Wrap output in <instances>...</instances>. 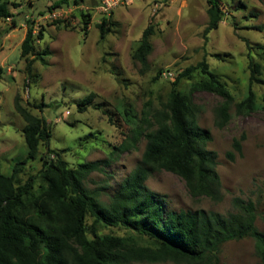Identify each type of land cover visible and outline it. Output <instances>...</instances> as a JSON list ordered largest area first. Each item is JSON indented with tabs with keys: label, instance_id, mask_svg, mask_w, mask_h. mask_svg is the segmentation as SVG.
I'll return each mask as SVG.
<instances>
[{
	"label": "rangeland",
	"instance_id": "rangeland-1",
	"mask_svg": "<svg viewBox=\"0 0 264 264\" xmlns=\"http://www.w3.org/2000/svg\"><path fill=\"white\" fill-rule=\"evenodd\" d=\"M208 1L0 0L13 15L0 18V67L5 69L0 80V171L9 174L26 153L25 122L15 110L16 96L32 113L47 120L51 148L61 151L70 167L116 154L103 172L91 174L86 182L106 204L139 164L146 144L142 138L130 145L133 126L119 114L122 106H131L139 119L147 112L153 122L157 111H165L178 76L204 59L227 84L235 103L240 102L248 91L252 63L260 66L259 78L264 80V0H222L223 19L206 37ZM87 15L90 21L85 31ZM104 18L114 26L101 40L98 25ZM149 25L155 26V35L150 67L144 71L133 55ZM31 28L36 38L44 30V39L34 42L37 51H51L47 64L34 62L33 76L28 74L27 60L34 57L21 56V45ZM205 79L206 75L197 72L183 78L177 89L188 91L193 82ZM252 87L260 110L237 116L233 105L232 120L223 129L217 127L215 113L223 99L208 92L194 94L201 108L198 125L210 133L207 148L217 155L222 199L193 198L180 177L156 172L146 186L165 197L167 210L225 215L234 210L235 198L252 200L258 206L257 229L264 233V85L254 83ZM90 94H94L93 101L80 112L79 103ZM41 104L49 107L41 110ZM242 136V156L235 154L231 160L227 153L233 151L234 139ZM123 146L128 150L118 151ZM45 153L41 147L38 159L27 164L23 181L42 169ZM101 233L131 238L140 247L151 246L148 239L125 229L104 228ZM219 257L222 264H262L252 237L226 243Z\"/></svg>",
	"mask_w": 264,
	"mask_h": 264
},
{
	"label": "trees",
	"instance_id": "trees-1",
	"mask_svg": "<svg viewBox=\"0 0 264 264\" xmlns=\"http://www.w3.org/2000/svg\"><path fill=\"white\" fill-rule=\"evenodd\" d=\"M208 4L206 37L219 28L223 19V1L209 0ZM12 16L7 4L0 3V18ZM84 21L86 31L90 16H85ZM112 26L114 23L106 18L98 25L101 40L106 39ZM154 35L155 26L149 25L133 55L144 71L150 67ZM43 39V29L36 38L31 28L21 45L22 57H34L27 60L29 76H33L35 61L47 64L51 55L49 49L37 51L34 42ZM244 41L250 47L249 41ZM251 69L248 91L238 103L204 59L178 76L165 111H157L153 122L147 112L139 119L131 106H122L119 114L133 126L130 145L142 138L146 144L139 164L108 204L99 193L90 191L86 182L91 174L103 172L116 154L70 167L61 151L51 148L52 132L47 120L32 113L16 96L15 110L25 122L26 153L11 166L9 174L0 171V264H157L169 260L179 264H222L219 256L224 245L249 237L255 239L264 264V233L257 229L258 206L252 200L235 198L234 210L225 215L205 210L176 212L167 210L165 197L146 186L151 175L166 171L184 180L193 198L222 199L217 155L207 148L210 133L198 125L201 108L194 94L208 92L223 99L215 110L216 125L223 129L232 120L233 105L237 116L262 107L252 87L254 83L264 85L259 78L261 68L252 63ZM197 72L207 79L193 82L188 91L177 89L183 78ZM4 74L5 69L0 67V80ZM161 74L153 81H158ZM93 98L94 94H90L83 99L79 111L84 112ZM46 107L49 106H38L41 110ZM244 139L245 136L234 139L228 158L242 156ZM41 147L46 148L41 156L42 169L23 181L21 174L29 162L38 159ZM117 149L128 150L126 146ZM104 228L125 229L148 239L151 246L140 247L131 238L103 234Z\"/></svg>",
	"mask_w": 264,
	"mask_h": 264
},
{
	"label": "built area",
	"instance_id": "built-area-1",
	"mask_svg": "<svg viewBox=\"0 0 264 264\" xmlns=\"http://www.w3.org/2000/svg\"><path fill=\"white\" fill-rule=\"evenodd\" d=\"M105 2H107V3H109V4H110V3H111V4H115V3L117 4V3H119V0H116V1H115V0H105Z\"/></svg>",
	"mask_w": 264,
	"mask_h": 264
}]
</instances>
